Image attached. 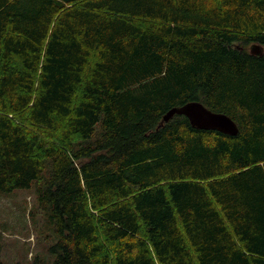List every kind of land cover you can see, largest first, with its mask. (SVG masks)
<instances>
[{
    "label": "trees",
    "instance_id": "trees-1",
    "mask_svg": "<svg viewBox=\"0 0 264 264\" xmlns=\"http://www.w3.org/2000/svg\"><path fill=\"white\" fill-rule=\"evenodd\" d=\"M253 43L264 0H0V192L54 238L27 264H264ZM190 101L239 132L164 121Z\"/></svg>",
    "mask_w": 264,
    "mask_h": 264
},
{
    "label": "rangeland",
    "instance_id": "rangeland-1",
    "mask_svg": "<svg viewBox=\"0 0 264 264\" xmlns=\"http://www.w3.org/2000/svg\"><path fill=\"white\" fill-rule=\"evenodd\" d=\"M251 44L248 46L250 49ZM47 166L50 165L48 161ZM54 240L36 188L0 192V244L2 259L8 264H27L35 255L45 256Z\"/></svg>",
    "mask_w": 264,
    "mask_h": 264
},
{
    "label": "water",
    "instance_id": "water-1",
    "mask_svg": "<svg viewBox=\"0 0 264 264\" xmlns=\"http://www.w3.org/2000/svg\"><path fill=\"white\" fill-rule=\"evenodd\" d=\"M249 50L252 54L261 55L264 47L253 43ZM175 114L187 116L191 125L196 128L218 130L230 135H236L239 132V127L232 117L224 112L213 111L200 101H190L171 108L165 114L164 121H168Z\"/></svg>",
    "mask_w": 264,
    "mask_h": 264
}]
</instances>
